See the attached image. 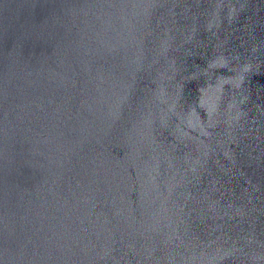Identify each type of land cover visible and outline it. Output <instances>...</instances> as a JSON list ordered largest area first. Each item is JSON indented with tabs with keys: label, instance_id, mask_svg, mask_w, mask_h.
Returning <instances> with one entry per match:
<instances>
[{
	"label": "water",
	"instance_id": "obj_1",
	"mask_svg": "<svg viewBox=\"0 0 264 264\" xmlns=\"http://www.w3.org/2000/svg\"><path fill=\"white\" fill-rule=\"evenodd\" d=\"M0 264H264V0H0Z\"/></svg>",
	"mask_w": 264,
	"mask_h": 264
}]
</instances>
